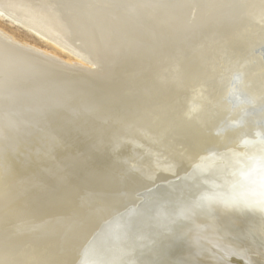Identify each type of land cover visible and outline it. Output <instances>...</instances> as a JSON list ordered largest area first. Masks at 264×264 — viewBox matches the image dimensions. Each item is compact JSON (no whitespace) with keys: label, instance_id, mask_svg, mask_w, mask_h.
I'll return each mask as SVG.
<instances>
[{"label":"bare ground","instance_id":"6f19581e","mask_svg":"<svg viewBox=\"0 0 264 264\" xmlns=\"http://www.w3.org/2000/svg\"><path fill=\"white\" fill-rule=\"evenodd\" d=\"M0 17L69 56L0 30V264H264V104L225 99L264 0H0Z\"/></svg>","mask_w":264,"mask_h":264},{"label":"water","instance_id":"95a60500","mask_svg":"<svg viewBox=\"0 0 264 264\" xmlns=\"http://www.w3.org/2000/svg\"><path fill=\"white\" fill-rule=\"evenodd\" d=\"M45 26V25H43ZM257 42V39L255 37V35L253 36ZM252 43L248 41V43H246V55L244 57V62H236L233 65L232 68H237L239 64H241V66H243L244 64L247 66V70L246 71H251V73H249L246 77H245V73L243 72V68L241 69V71H239V73H237L235 71V73H233L230 76L229 79V85H228V94L226 95V102L231 103L232 108L231 109H236L237 107H242V106H247L246 109L243 110V113L245 114L246 117H251V116H256L253 113L255 112V105H257L258 103H263L264 104V36H261L259 42H257V45L252 49ZM251 47V48H250ZM247 48H250L251 50L247 51ZM237 51V49H235ZM234 50V51H235ZM236 54V53H235ZM236 55H234L233 57L231 56V60H233V58H237ZM239 56V55H238ZM251 57V58H250ZM258 59V60H256ZM256 61V62H255ZM243 63V64H242ZM260 67H257L259 65ZM229 65V66H230ZM244 83L247 84V87H249V92H253L256 95H252L249 93H246L245 88H244ZM255 96L258 97L259 100H257L256 98H254ZM235 99V102H234ZM264 119V118H263ZM193 123L197 124V128L199 127H206L205 126V121L202 120H198V121H192ZM189 122H181L180 123H176L177 127L178 126H186ZM257 127L260 124H256ZM224 127L221 128L219 131H217L218 134H224L227 131H231L233 129H235V125H230L225 123L223 125ZM263 126H264V122H263ZM175 127V125H174ZM222 127V125L220 126ZM215 134V133H214ZM127 200H125V202H123L122 206L126 205ZM178 217V216H177ZM180 219V217H178ZM193 219L191 218H187V220H182L180 219V221L182 222H189L192 221ZM175 221L171 220V223ZM133 231V230H132ZM129 232V231H128ZM139 232V231H137ZM134 233V232H133ZM136 233V232H135ZM134 233V234H135ZM136 238H139V236L135 235ZM148 243L152 244V240L151 241H147ZM178 242L180 243L181 240H178Z\"/></svg>","mask_w":264,"mask_h":264},{"label":"rangeland","instance_id":"374dc122","mask_svg":"<svg viewBox=\"0 0 264 264\" xmlns=\"http://www.w3.org/2000/svg\"><path fill=\"white\" fill-rule=\"evenodd\" d=\"M0 30L9 34L17 41L34 46L40 49L41 51L54 52L63 60L69 58L67 54L59 52L50 43L46 42V40L38 38V36L34 35L33 33H30V31L24 29L22 26L11 23L8 19L0 17Z\"/></svg>","mask_w":264,"mask_h":264}]
</instances>
